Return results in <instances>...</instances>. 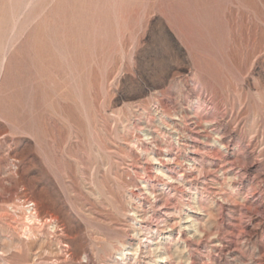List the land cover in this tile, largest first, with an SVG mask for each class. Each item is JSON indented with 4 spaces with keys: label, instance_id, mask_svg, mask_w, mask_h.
I'll return each mask as SVG.
<instances>
[{
    "label": "rangeland",
    "instance_id": "obj_1",
    "mask_svg": "<svg viewBox=\"0 0 264 264\" xmlns=\"http://www.w3.org/2000/svg\"><path fill=\"white\" fill-rule=\"evenodd\" d=\"M139 200L166 264H264V0H0V264H114Z\"/></svg>",
    "mask_w": 264,
    "mask_h": 264
},
{
    "label": "bare ground",
    "instance_id": "obj_2",
    "mask_svg": "<svg viewBox=\"0 0 264 264\" xmlns=\"http://www.w3.org/2000/svg\"><path fill=\"white\" fill-rule=\"evenodd\" d=\"M130 145L137 147V146H135L136 144H130ZM130 145H129V147H130ZM144 153H145L144 155L146 156V160L150 161L154 165V167L152 168L153 172L161 175L162 178L163 177L165 178V183H163L162 186H164V187L165 186H168V187L169 186H172V187L184 186V188H186L188 186V184L186 183V181L184 179L183 174L180 177H175L172 174V171L170 169H168L161 161V158L164 157L166 162L171 164L172 162L175 163V161H174L175 158L171 157L170 155H165V156L162 155V157H161L158 155V153H156L154 151L148 152V150L144 151ZM155 162H160V165L159 166L155 165ZM192 168H193V170H196L195 165H192ZM132 188H134V187H132ZM188 189L191 190V188H188ZM140 192H144V191L140 190ZM145 192H146V194L144 193L141 195H149V197L151 196L154 199H158V195L156 192L155 185H151V188H145ZM194 195L195 194H193L190 197L189 200L191 201V203L187 204V205L192 206V204L196 202V197H194ZM146 198H147V196H146ZM146 198H144V199H146ZM138 203H139L140 207L142 208V211L140 210L142 213L140 215H137V213H136L137 216L135 214H133L139 220L136 221L133 225L134 230H133V235H132L133 236L132 240H136V241L138 240V241L136 242V245H133L131 242L129 244V246L127 245L128 247H126L125 244L120 243L122 248L118 251V253H117L118 257L114 261V264H139V260L141 259L142 255H145V256L148 255L149 257L154 255V258H156V260H154V259L153 260L156 262V264H166L168 261L167 260L168 257L165 256L166 253L165 254L162 253V249L164 248L163 247L164 244L162 242H163V240L167 239V237H165V234H167L166 230H168V229H170V227H172V226H170V223H169V221H170L169 217H168V215H166L168 219L162 220V222H161V225H163V226H161L162 229L156 228L154 230L153 228H150L149 225L147 224L151 219H153V210H151V208H148V209L145 208V203L142 200H139ZM33 206H35V204H33ZM32 211L33 212L30 213V216L27 219L31 223H34L35 225L40 226L41 220H40V217L38 215V212L35 211V209H33ZM136 211H138V210H136ZM138 213H139V211H138ZM186 214L187 215L184 218H182V220H187V221L182 222L180 224V228L184 229L185 227H187L188 229H193L194 233H201L198 229L196 220L192 219L191 215H188V213H186ZM52 220L53 219H51V221ZM31 223H29V224H31ZM145 224H147V225H145ZM186 224H188V225H186ZM55 228H57V227H55ZM148 260H149V258H148ZM150 261H152V260H150ZM146 264H147V262H146Z\"/></svg>",
    "mask_w": 264,
    "mask_h": 264
}]
</instances>
